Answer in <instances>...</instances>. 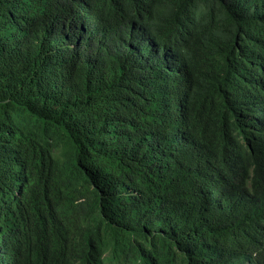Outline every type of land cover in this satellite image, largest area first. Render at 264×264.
Instances as JSON below:
<instances>
[{"label":"trees","instance_id":"16d2710c","mask_svg":"<svg viewBox=\"0 0 264 264\" xmlns=\"http://www.w3.org/2000/svg\"><path fill=\"white\" fill-rule=\"evenodd\" d=\"M0 264H264V0H0Z\"/></svg>","mask_w":264,"mask_h":264}]
</instances>
